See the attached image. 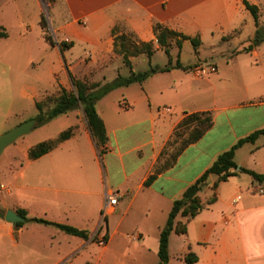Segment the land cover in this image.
I'll return each instance as SVG.
<instances>
[{
    "label": "crops",
    "instance_id": "0c3cea01",
    "mask_svg": "<svg viewBox=\"0 0 264 264\" xmlns=\"http://www.w3.org/2000/svg\"><path fill=\"white\" fill-rule=\"evenodd\" d=\"M246 1L263 11L264 0ZM244 2L32 0L37 26L46 42L42 49L33 50L40 64L35 66V80L23 91V99L35 106L62 89L73 91V78L106 85L107 73L115 72L113 82L124 68L131 72L116 52L117 38L127 36L137 44L157 46L156 25L202 43L199 55L194 51L193 64H186L183 57V50L193 47L191 41H184L181 51L173 47V65L180 60L194 68L201 62L215 66L217 73L199 79L192 71L172 69L105 96L97 103L109 137L103 156L82 110L72 111L69 128L78 126L76 135L38 160L28 157L15 177L14 188L1 185L8 199L0 200L5 213L4 218L0 216V264H160V236L175 201L221 154L264 129V44L244 52L255 32L247 33L245 43L234 53L227 48L219 54H201L203 48L224 43L230 46L244 35L248 25L256 27ZM46 6L58 44L70 46L65 51L45 39L41 21ZM27 7V0L19 1V13L28 29L25 36L32 30ZM158 53L165 54L161 49L155 55ZM139 57L130 58L134 72ZM217 59L224 62L226 72L222 73ZM168 64L152 66L165 68ZM228 94L243 98L231 104ZM201 112L213 113L214 127L185 150L174 168L146 186L178 125L187 114ZM243 150H247L246 156L239 162ZM235 160L240 169L264 174V135L239 149ZM217 182L218 177L211 176L200 194L207 201L216 193L217 202L189 223L187 235H171L169 264H186L190 253L198 257L195 264H264V196L258 193L264 185L246 173L221 182L215 191ZM110 191L119 192L120 204L103 223L101 214ZM239 197L241 200L234 203ZM10 210L18 214L24 210L30 219L72 226L88 232L89 238L36 223L19 227L6 220ZM97 235L107 237L104 247L95 242Z\"/></svg>",
    "mask_w": 264,
    "mask_h": 264
},
{
    "label": "trees",
    "instance_id": "16d2710c",
    "mask_svg": "<svg viewBox=\"0 0 264 264\" xmlns=\"http://www.w3.org/2000/svg\"><path fill=\"white\" fill-rule=\"evenodd\" d=\"M246 9L252 14L256 22L257 32L256 37L253 39L251 46L244 50L245 53L252 52L255 48L259 47L264 42V26L260 25L259 8L247 2H244ZM45 17L43 16L41 24L45 32V39L52 46L59 45L62 51H65L70 46L65 43L58 44L51 36L46 33ZM155 33L157 36V46L154 43H141L137 44L127 36L117 38L116 52L123 56L124 64L131 69L129 77L119 76L113 82L106 85L101 83H89L88 81H81L73 78V91L62 89L58 95L47 96L43 100L36 103V108L39 112L36 119L38 120L39 127L44 126L54 119L67 115L72 111L81 109L93 139L99 149L100 155H105L106 147L109 142V137L106 129L105 122L97 111V103L105 96L121 87H129L136 83H144L152 76L159 73H166L172 69H182L184 71H192L193 67L184 66L180 60L176 65H173L171 50L174 43L178 48L182 49L184 41H191L196 55H199L201 48V41L197 38H191L176 31L169 29L163 25L155 26ZM9 37L7 30L0 25V38L6 39ZM162 50L169 58V64L165 68L153 67L147 71L135 73L133 71L131 57H139L146 55L150 59L159 51ZM215 125V118L211 112H201L194 114H187L183 121L178 125L171 140L168 142L165 150L162 153L159 163L155 167L154 174L146 182V186H150L157 177L174 168L177 164L179 157L185 150L199 142L205 134L210 131ZM78 126H72L63 131L57 138L50 139L37 144L29 151V159L32 161L38 160L57 149L61 144L71 140L77 133ZM264 135V129L255 131L251 135L240 140L230 150L224 152L219 156L213 166L192 186H190L182 198L175 201L174 206L169 215L166 226L161 232L160 236V249L159 258L160 264H169L171 260L169 245L170 238L173 233L178 235H187L189 223L195 219L204 209L212 206L217 202V195L204 201L200 194L204 187L208 184L211 176H217L218 182L214 186L216 191L221 182L228 181L232 177H236L239 173H246L250 175L255 181L264 185V174H258L254 171L241 168L236 163V154L245 144L256 143L257 140ZM19 215L25 218L24 223H19L18 226L22 227L27 223H36L45 226H52L58 230L71 235L84 239L89 238V233L81 231L69 225L58 224L40 218H28V213L24 210H19ZM0 216L5 217V213L0 211ZM182 218L183 220H179ZM198 257L195 254H188L185 257L186 264H195Z\"/></svg>",
    "mask_w": 264,
    "mask_h": 264
},
{
    "label": "rangeland",
    "instance_id": "374dc122",
    "mask_svg": "<svg viewBox=\"0 0 264 264\" xmlns=\"http://www.w3.org/2000/svg\"><path fill=\"white\" fill-rule=\"evenodd\" d=\"M19 1L20 0H0V22L4 24L3 27L9 34V37L6 39L0 38V136L28 121L36 119L39 114L35 105L23 99V91L25 89L24 86L35 80V66L40 64L38 55L33 50L38 48L42 49L43 46L46 45V42L42 38V30L37 26V14L33 11L32 0H27V8L31 11L28 22L32 30L29 35L25 36L28 29L19 13ZM44 17L46 33L51 36L55 42L59 43V38L53 29L54 26L50 22L51 17L47 6L44 9ZM259 17L260 25L264 26V8L263 11L259 10ZM251 32H255V38L257 29L254 24L248 25L245 28L244 35L232 42L230 46L224 43L213 49L203 48L201 52L202 57L210 56L214 52L219 54L227 48H230V53H234L241 44L245 43L246 39L244 36ZM33 42L35 45H31ZM263 44L264 42L261 45ZM173 47H175L176 51L178 49L181 51L176 43H174ZM262 47V53H264V45ZM183 57L186 64H193L196 57L192 46L183 50ZM243 59L246 60V58ZM248 59L249 58H247L246 61H248ZM221 61L222 60L217 59V63H222L223 73L227 70L224 62ZM121 63L122 62L118 63L116 67L118 68ZM200 63L199 65H201ZM166 64H168V56L164 53L155 55L153 61H151L149 57L143 55L135 60L134 70L139 73L149 70L152 65L165 66ZM130 75V70L124 68L122 76L129 77ZM114 76V71L107 73L104 82L108 84V82L113 80ZM209 77L211 76L208 75L205 78ZM88 82L96 83L92 81ZM217 84L223 85L221 82H217ZM223 98L224 96H222V99ZM227 98L229 100L228 103L232 104L234 102H241L243 96L240 94H228ZM124 103L125 101L122 100V104ZM70 125L71 112L69 115L60 116L44 126H38L30 134L19 139L14 145L6 149L0 157V200L8 199V194L1 190V185L7 188L15 187V185H13L15 177L19 175L23 166L26 164L30 149L41 142L57 138L63 131L67 130ZM246 151L247 150H243L239 154V162L244 161ZM13 191L15 190L13 189Z\"/></svg>",
    "mask_w": 264,
    "mask_h": 264
},
{
    "label": "built area",
    "instance_id": "2783aa9c",
    "mask_svg": "<svg viewBox=\"0 0 264 264\" xmlns=\"http://www.w3.org/2000/svg\"><path fill=\"white\" fill-rule=\"evenodd\" d=\"M192 73L196 78L203 79L208 75H212L217 73V68L215 66L210 65H198L192 69ZM125 109H128L129 107L127 105H124ZM4 186H1V189H4ZM260 195L264 196V187H261L258 191ZM121 195L117 191H110L106 193V202L102 210V222L104 223L108 216H110L113 212L116 211L120 204ZM241 200V197H239L237 200H235L234 203H238V201ZM95 242L98 243L99 246L104 247L107 244V237L106 236H100L97 235L94 238Z\"/></svg>",
    "mask_w": 264,
    "mask_h": 264
},
{
    "label": "water",
    "instance_id": "95a60500",
    "mask_svg": "<svg viewBox=\"0 0 264 264\" xmlns=\"http://www.w3.org/2000/svg\"><path fill=\"white\" fill-rule=\"evenodd\" d=\"M39 123L37 119L28 121L12 131L0 136V157L6 151L7 148L14 145L19 139L24 136L30 134L38 127ZM240 171V168L238 169ZM6 220L8 222L13 223L14 225H18L19 223H24L25 218L20 216L18 213L10 210L7 212Z\"/></svg>",
    "mask_w": 264,
    "mask_h": 264
}]
</instances>
